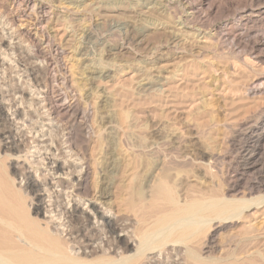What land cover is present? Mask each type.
I'll return each instance as SVG.
<instances>
[{"label":"rangeland","instance_id":"374dc122","mask_svg":"<svg viewBox=\"0 0 264 264\" xmlns=\"http://www.w3.org/2000/svg\"><path fill=\"white\" fill-rule=\"evenodd\" d=\"M26 1L28 7L24 4ZM234 1L240 0H204L201 9L206 10L205 16H208L202 22L207 18L209 20L204 26H200L196 23L187 25L182 17L186 11L181 0H0V92L3 96V99H0V107L3 108V126L10 129L14 140L20 145V154L24 155L29 144L30 152L27 156L31 161L39 162L33 164L35 168L29 167L26 170L35 173L38 181L40 172L45 173L48 181L50 180L49 189L41 191L44 210L50 204L49 200L62 201V205L71 203L72 199L79 200L73 198L74 195L70 194L68 188L59 195L60 198H56L55 193L59 192L60 188L51 185L58 177L76 175L77 171L72 170H79L80 167L79 160L70 156L66 145L60 141L57 132L62 124L46 117L42 85L48 71L49 75L56 76L52 82V94L59 105L67 106L71 100L76 99L91 113L90 118H80L82 124L86 122L85 124L92 127L97 126L96 130L101 129L102 133L106 122L101 123V119L109 118L112 122L115 118L113 123H106V126L115 125L119 132L107 133L105 130L104 136L100 134L101 136L96 138L97 140L101 137L100 140L93 141L96 160L92 176H98L102 164L101 156L110 148H114L116 142L118 145L114 151L121 156L123 150L125 151L122 153H126L131 145L134 146L133 143H138L135 147L153 143L152 148L158 151L152 149L153 154L150 151L147 155L148 159L154 161L153 166L157 162L152 169L165 161L172 167L171 176H188L185 177L184 183L193 179L198 188L204 189L207 183L212 182L220 191L224 187L223 178L226 177L222 175L228 171L232 176L241 174L240 177L234 176L239 179L240 190L250 183L264 184V165L254 170L247 168V145L252 146L247 135L250 127L245 125L242 127L245 135L236 136L232 129L224 125L226 120L235 115L227 105H223L217 95L213 96L209 104H204V101L199 99L200 88L204 85L213 89L216 83L236 86L245 84L249 77L254 75L264 76V62L254 63L253 69H240L242 59L248 56V48L240 50L227 46L217 50L214 44L202 37L208 34L209 38L224 24L236 20L232 11L241 10L246 4L232 7ZM38 3L42 5L39 6ZM252 3L262 5L264 0H253ZM178 9L180 12H177ZM11 12L18 15L19 23L23 27V35L20 37L16 35L15 27L10 24ZM28 35L33 37V44ZM175 38L179 41H174ZM248 39L244 37L242 42L248 43ZM260 48L259 52L264 53V47ZM176 51L183 53L179 56ZM231 64L237 65L239 71L235 76L227 73L224 78L221 73L230 71ZM190 68H200L210 76H206L204 81L187 80V84L176 81ZM136 73L140 75L137 76ZM114 76L120 80L119 86L114 101H108L102 93L105 94L104 86L108 82L111 83ZM183 94L191 100L180 97ZM170 95L185 100L177 104L176 108L170 107ZM192 97L194 100L191 107H188L186 103L192 101ZM241 103L246 109H264V99L242 96ZM112 108L117 112L116 115L112 113ZM120 111L130 113L131 120L127 121L128 123L116 124ZM109 112L114 116H110ZM99 124L101 126L98 127ZM119 125L131 130L127 131L131 137L126 134L127 138ZM1 126L0 121V128ZM120 132L125 135L124 138V135L121 138ZM105 134L109 135L106 137ZM113 134L120 139L116 137L114 141L115 136H111ZM32 138L36 142H33ZM9 140L7 138L6 141ZM108 141H114L115 144ZM144 143L146 145H143ZM157 145L159 146L155 147ZM53 153L55 158L52 157ZM59 153L64 158L57 157ZM20 154L11 155L12 159L7 163L9 170L21 169L24 158H17ZM54 159L64 163V173L54 174L52 170H48L50 166L45 168ZM25 165L28 167L27 162ZM66 172L69 175H66ZM244 179L245 183H241ZM17 181H20V184L24 182L22 178ZM49 193L50 199L47 197ZM80 200L78 205L81 210L91 214L88 200ZM66 207L69 209L70 204H66ZM97 207L100 211L103 210L101 204L97 203ZM105 214L111 216L107 211ZM45 215L48 216V213L45 212ZM242 227L240 222L237 228L221 232L227 233L224 239L219 236L222 251L234 243L241 245L237 239L239 232L244 228ZM217 255H220V252H217Z\"/></svg>","mask_w":264,"mask_h":264},{"label":"bare ground","instance_id":"6f19581e","mask_svg":"<svg viewBox=\"0 0 264 264\" xmlns=\"http://www.w3.org/2000/svg\"><path fill=\"white\" fill-rule=\"evenodd\" d=\"M181 1L184 3L182 8L186 11L182 17L187 25L196 23L204 26L209 20L207 18L202 22L208 16V14L205 16L206 10L201 9L204 0ZM252 1L232 2V7L241 3L246 4L241 5L243 6L241 10L232 11L236 20L215 30L209 38H207L208 34L202 35L205 40L208 39L214 44L217 50L227 46L230 49L240 50L248 48V56L242 59L240 69L245 67L253 69L254 63L264 62V53L259 52L260 47H264V4L254 5ZM24 4L26 7L29 6L27 1ZM211 6L210 9L213 10ZM178 11L180 12L179 9ZM10 15V24L15 27L16 35L22 36L24 30L19 23L18 15L13 12ZM244 37L249 38L248 43L242 42ZM28 39L33 41L31 35H28ZM174 41L179 40L175 38ZM176 53L181 56L183 52L176 51ZM4 58L6 59L5 55ZM237 67L231 64V70L221 74L224 78L227 73L235 76L239 71ZM214 70L216 72V66ZM49 74L48 71V76L42 85L46 117L62 124L57 132L60 141L66 145L70 156L79 160L80 164L79 170L75 168L72 170L77 171L76 175L67 176V178L58 177L51 186L60 188L59 192L55 193L56 198H60L59 195L68 188L70 194L74 195L73 198L88 200L92 213L83 212L78 205L79 200L76 199L63 205L62 201L49 200L50 204H46L47 208L45 210L42 208L44 197L41 191L49 189L50 180L48 181L45 173L40 172L38 176L40 181H38L34 176L35 173L26 170L39 162L31 161L27 156L30 152L29 144L24 155L20 154L22 153L20 145L14 140L10 129L3 126V108L0 107L2 125L0 128V264H264V247L262 246L264 245V184L250 183L248 185L246 183L248 186L241 187L242 190H240L239 179H235L234 176L240 177L241 174L232 176L228 171L222 175L226 177L223 178L224 187L220 191L216 189L214 183L210 182L211 180L204 189L198 188L193 179L184 183L185 177L188 176H171L172 167L165 161L158 164L159 166L154 170L152 169L157 162L153 166L154 161L147 157L153 149L152 145L154 146L151 142L152 145L144 143L143 145H146L144 147L133 143L134 146L131 145L132 147L126 153L124 152V156L122 152L125 150L121 152L122 156L114 151L118 145L116 142L114 148H110L104 156H101L102 164L98 176H92L94 160H96L93 141L100 140L101 137L97 140L96 138L105 130L107 133L119 132V128L115 125L106 126V123H113L115 118L113 117L112 122L109 118H102L103 120L100 118L101 123L106 122L102 133L101 129L96 130L97 126L93 128L85 124L86 122L82 124L79 120L90 118L91 113L76 99L71 100L66 104L67 106L59 105L52 94V82L56 76ZM144 74L149 76L147 73ZM206 76L210 75L202 69L190 68L186 69L180 77L178 76L176 81L187 84V80L204 81ZM145 79L147 80V77ZM119 81L114 76L112 82L104 86L105 94H102L108 101H114ZM199 92L201 94L199 99L204 101V104H209L213 96L217 95L223 105H227L228 109L235 114L226 120L224 125L232 129L236 136L245 135L242 131L245 125H248L247 128L250 127L247 135L252 146L247 145L246 158L249 160L247 168L254 170L258 166H263L264 109H246L241 106V100L242 96L264 99V76L254 75L249 77L245 84L236 86L216 83L213 89L209 85H204ZM176 95H170L171 99L168 100L170 107L184 102L185 99L179 100ZM183 96L187 97L185 94L180 97ZM0 99H3L1 92ZM193 100L192 97V101L186 105L191 107ZM115 112L112 108V113L115 114ZM113 114L109 112L110 116H114ZM118 114L119 116L116 117L117 119L120 117L118 121L122 122L117 121L116 124L123 125V122L131 120L129 112L120 111ZM127 123L125 125L130 127ZM100 124L98 127L101 126ZM125 128L126 126L121 127L120 130L126 135L127 131L131 130ZM122 133L121 138L124 135ZM105 135L107 137L109 134ZM127 135L131 137V134ZM111 136H115L113 137L115 141L117 135ZM7 138L10 139L9 142L6 141ZM114 141L109 143L114 145ZM33 142L36 140L33 139ZM154 150L158 151V149L152 151ZM16 153L20 154L17 158H24L22 167L20 170L16 168L9 170L7 163L11 161V155ZM52 155L55 158V154ZM58 156L63 157L61 153L57 154ZM155 157L153 158H159ZM26 162L28 167L25 165ZM68 166L72 167L71 164ZM45 168H49L48 170H52L55 174L64 173L66 166L63 162L54 159ZM66 175L69 174L66 172ZM18 178L24 180L23 184L17 181ZM241 183H245V179ZM47 197L50 199V193ZM97 203L103 206L102 211L98 209ZM66 204H70L69 209ZM105 211L111 216L106 215ZM240 222L244 227L237 239L241 245L234 243L233 246L222 251L219 236L224 239L227 233L221 232L237 228ZM217 252H220V255H217Z\"/></svg>","mask_w":264,"mask_h":264}]
</instances>
